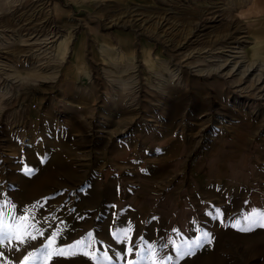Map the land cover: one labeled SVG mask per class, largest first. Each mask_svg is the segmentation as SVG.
I'll list each match as a JSON object with an SVG mask.
<instances>
[{
    "label": "rangeland",
    "instance_id": "rangeland-1",
    "mask_svg": "<svg viewBox=\"0 0 264 264\" xmlns=\"http://www.w3.org/2000/svg\"><path fill=\"white\" fill-rule=\"evenodd\" d=\"M263 67L264 0H0V264H264Z\"/></svg>",
    "mask_w": 264,
    "mask_h": 264
},
{
    "label": "snow or ice",
    "instance_id": "snow-or-ice-1",
    "mask_svg": "<svg viewBox=\"0 0 264 264\" xmlns=\"http://www.w3.org/2000/svg\"><path fill=\"white\" fill-rule=\"evenodd\" d=\"M246 227L241 228L242 231H251L255 227L264 228V212H253L251 215L244 218ZM29 217H22L17 223L11 225L0 224V243L4 241L17 242L20 244L27 243L30 240H35L37 237L35 232L38 231L35 228L34 224L28 223ZM239 227V225H237ZM31 229V231H29ZM42 234V233H41ZM58 233H54L47 240V244L40 254L29 253L24 257L23 264H29V261L36 260L39 257H42L44 264L48 262L53 257H66L75 254H82L84 256L89 255L88 249L91 248L92 234H88V239L78 240L67 247H55L56 238ZM125 238L127 239L128 233H124ZM128 253L131 254L132 248L127 249ZM93 259H95L93 257Z\"/></svg>",
    "mask_w": 264,
    "mask_h": 264
},
{
    "label": "crops",
    "instance_id": "crops-1",
    "mask_svg": "<svg viewBox=\"0 0 264 264\" xmlns=\"http://www.w3.org/2000/svg\"><path fill=\"white\" fill-rule=\"evenodd\" d=\"M134 40H135V37L133 36V34L129 35V33H127L126 31H123V30L122 31H115L110 35L101 37L100 46L104 51H108L109 53H112L114 50L113 48L115 47V45H117L115 47V49L119 47L120 48V54L124 57V55L127 53V60L128 59L131 60L130 59V58H132L131 53L134 52V51H132V49H133L134 43H136L135 42L136 40L135 41ZM80 42L81 41L77 40L76 42H73V44H72V51H71L72 60L68 64V67L71 69H73V68L75 69L76 65H78L81 69L84 68L85 59H83L79 55L82 53V50L84 47H83V45L79 44ZM139 44L141 45L142 51L139 52L138 55H135V57L137 56L141 60V64L143 63L144 65L143 64L142 65L145 67V73L148 74V71H149V46H147V45L149 43L147 44L146 42H144V43L139 42ZM79 57H80V59H79ZM73 61H76L75 65L73 64ZM137 61H138V59H137ZM69 72H72V70H70ZM199 93H202V92H199ZM204 109H207L209 111L211 110V108L207 107V105H205Z\"/></svg>",
    "mask_w": 264,
    "mask_h": 264
},
{
    "label": "bare ground",
    "instance_id": "bare-ground-1",
    "mask_svg": "<svg viewBox=\"0 0 264 264\" xmlns=\"http://www.w3.org/2000/svg\"><path fill=\"white\" fill-rule=\"evenodd\" d=\"M238 53H241V52H238ZM230 56H231V55H230ZM230 56L228 55V57H230ZM239 56H240V55H239ZM241 56H242V55H241ZM231 57H232V56H231ZM233 57H234V56H233ZM244 57H245V56H244ZM212 58H213V57H212ZM240 58H241V57H240ZM231 60H232V59H231ZM243 60H244V59H243ZM240 62H241V60H240ZM235 63H236V62H235ZM237 64H238V63H237ZM251 64H252V63H251ZM223 65H224V64H223ZM237 66H238V65H237ZM232 69H237V68H236V64L233 66V68H232ZM257 69H258V70H260L259 68H257ZM261 69L263 70V69H264V67H263V68H261ZM247 70H249V71H250V68H247V69H246V71H247ZM260 71H261V70H260ZM212 72H213V70H212ZM261 79H262V78L260 77V78H259V80H261Z\"/></svg>",
    "mask_w": 264,
    "mask_h": 264
}]
</instances>
